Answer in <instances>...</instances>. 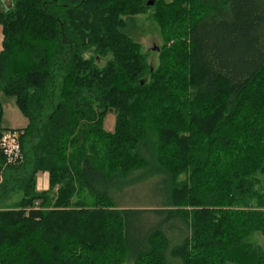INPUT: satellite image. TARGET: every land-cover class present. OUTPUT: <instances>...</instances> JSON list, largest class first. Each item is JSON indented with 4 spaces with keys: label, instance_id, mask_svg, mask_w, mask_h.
<instances>
[{
    "label": "trees",
    "instance_id": "obj_1",
    "mask_svg": "<svg viewBox=\"0 0 264 264\" xmlns=\"http://www.w3.org/2000/svg\"><path fill=\"white\" fill-rule=\"evenodd\" d=\"M149 1L0 9V91L29 120L0 151V204L21 193L0 264H264V0ZM150 9L157 66L132 34ZM135 185L154 202L127 206Z\"/></svg>",
    "mask_w": 264,
    "mask_h": 264
},
{
    "label": "rangeland",
    "instance_id": "obj_2",
    "mask_svg": "<svg viewBox=\"0 0 264 264\" xmlns=\"http://www.w3.org/2000/svg\"><path fill=\"white\" fill-rule=\"evenodd\" d=\"M171 2L172 0H165ZM13 0H0V9H5L12 5ZM154 10L150 9L145 13L139 14L134 18L135 28H132V34L137 40L142 43L143 51L148 55V61L151 65L157 66L159 64L160 55L159 50L165 44L164 41V32L165 28L154 18L151 17ZM158 48V50H155ZM3 49V31L2 25L0 24V52ZM105 61L99 58V64L102 65ZM115 113L109 112L104 119V128L109 131H113L115 125ZM27 122V117L21 112L18 105L16 104L15 97L5 94L3 91H0V127L2 131L7 130H16L19 134L22 132V129H17L22 127ZM142 185H135V188H126L127 197V206L131 205H140L142 204H152L151 200H154L153 197L149 196L148 193L140 192L138 198L131 197L134 191H137L138 188H141ZM134 187V185H133ZM148 188V187H147ZM149 188H152L149 185ZM136 189V190H135ZM148 194V195H147ZM146 195L148 197H146ZM133 196V195H132ZM21 193L11 194L5 201L1 202L0 209L2 207H14L16 202L20 199ZM137 204H136V203ZM134 203V204H132ZM141 203V204H138ZM254 244L259 245L264 250V235L257 234L253 238ZM123 264H133V262L126 261Z\"/></svg>",
    "mask_w": 264,
    "mask_h": 264
},
{
    "label": "built area",
    "instance_id": "obj_3",
    "mask_svg": "<svg viewBox=\"0 0 264 264\" xmlns=\"http://www.w3.org/2000/svg\"><path fill=\"white\" fill-rule=\"evenodd\" d=\"M0 151L6 157V164L15 162L21 156L19 133L16 130L2 132L0 137ZM5 165L0 167V184L4 180Z\"/></svg>",
    "mask_w": 264,
    "mask_h": 264
},
{
    "label": "crops",
    "instance_id": "obj_4",
    "mask_svg": "<svg viewBox=\"0 0 264 264\" xmlns=\"http://www.w3.org/2000/svg\"><path fill=\"white\" fill-rule=\"evenodd\" d=\"M29 123V120L27 118V122L22 127H19L17 129H24ZM49 188V174L47 172H39L37 174V190L42 191Z\"/></svg>",
    "mask_w": 264,
    "mask_h": 264
},
{
    "label": "water",
    "instance_id": "obj_5",
    "mask_svg": "<svg viewBox=\"0 0 264 264\" xmlns=\"http://www.w3.org/2000/svg\"><path fill=\"white\" fill-rule=\"evenodd\" d=\"M154 2H155L154 0H150V1L148 2V4H149V5H153ZM155 50H158V48H155Z\"/></svg>",
    "mask_w": 264,
    "mask_h": 264
}]
</instances>
